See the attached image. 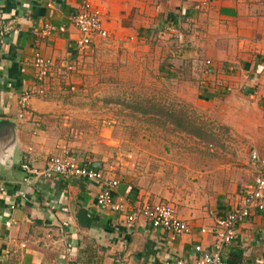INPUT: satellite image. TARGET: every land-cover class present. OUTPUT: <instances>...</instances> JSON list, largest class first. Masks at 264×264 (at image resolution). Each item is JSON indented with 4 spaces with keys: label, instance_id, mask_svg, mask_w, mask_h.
Instances as JSON below:
<instances>
[{
    "label": "crops",
    "instance_id": "obj_1",
    "mask_svg": "<svg viewBox=\"0 0 264 264\" xmlns=\"http://www.w3.org/2000/svg\"><path fill=\"white\" fill-rule=\"evenodd\" d=\"M83 3L99 11L106 37L93 36L78 51L70 16ZM46 21L62 31L42 37ZM36 52L54 66L44 93L29 97L21 113V93L35 86ZM178 65L190 71L201 98L227 92L231 112L248 100L264 109V0H0V120L6 122L0 125V264L191 263L195 246L214 249L209 230L216 218L252 186L248 155L236 160L230 147L225 158L185 131L146 130L137 146L132 141L144 134L129 127V137L120 138L114 120L107 127L112 134L92 143L73 126L75 97L86 101L119 88V97L101 99L119 105V117L135 115L120 103L147 97L128 98L124 91L156 86L150 77L176 74ZM262 120L258 145H264ZM257 152L264 155V147ZM61 154L115 179L112 194L127 210L163 202L188 231L173 234L141 217L126 222L98 206L99 180H44L22 167L38 170L48 156ZM219 251L227 264L264 263V212L251 208Z\"/></svg>",
    "mask_w": 264,
    "mask_h": 264
},
{
    "label": "rangeland",
    "instance_id": "obj_2",
    "mask_svg": "<svg viewBox=\"0 0 264 264\" xmlns=\"http://www.w3.org/2000/svg\"><path fill=\"white\" fill-rule=\"evenodd\" d=\"M180 67L178 65V68H176L177 70L175 72L177 75L173 72L169 76L167 74L164 76V74L158 75L157 77H150L155 80L156 86H145L143 88L144 90L142 88L130 89L124 91L122 96L127 94L128 98L140 95L147 97L146 101L142 100L143 102L138 103L141 106L149 104L150 102H147L148 100L155 101L156 103L154 104L163 103L161 105L172 109L173 112L176 110H186L188 113L187 118L191 117V120H188V124L184 122L185 118H179L181 122H178V127L175 123H170L167 119L165 120L164 117H156L155 119L154 116L150 115L147 118H140L137 116V114H140L139 112H136L135 115H129V113L125 117H119V112L114 109L119 108V105L114 103L108 105L106 102L105 105L102 100L103 98L119 97V88H117V92L115 93L111 89H105L104 93H97L98 96L92 95L87 97L84 95V98L87 97L86 101H80L81 99H78L79 97H75L71 105L76 106L78 110L74 112L76 117L73 126L78 127L79 130H85L84 137L88 142L93 143V140H97L98 138L103 139L101 136L103 133L112 134V130H109L107 127L110 128L111 125H114V120L119 122L116 124L120 138L124 137L123 139H127L129 137V127L136 128V130L144 134L140 136L141 138H136L132 141L137 146L145 140V136L150 130H171V132H178L179 130L198 129L203 133L202 137L204 139L198 138L203 146H207L208 142L213 143L211 145L217 148L216 153L221 154L225 158L231 153L229 152V148L231 147L232 158L235 155L236 160H240L243 157L246 158L251 148L258 150L264 147V145H258L256 143L259 138V131L257 129L260 125L258 123L264 119V109L260 106L258 108L256 105H251L248 100L245 102L247 104H243L242 109L236 112L231 108V112L228 110L230 107L229 102L225 100L227 92L222 93L221 97L214 98L213 96L207 95L203 99L201 98L203 94H199L198 96L197 92L199 89L196 87V83L189 78L191 76L190 71H184ZM65 94L71 95L69 93ZM129 102L124 103L123 106L129 108L126 106ZM114 116L118 118L114 119ZM112 129L116 130L115 128ZM146 130L148 131L146 132ZM234 130H242V132L235 133ZM130 142L131 140H129ZM215 142L219 146H216L214 144ZM213 155L217 156L216 154Z\"/></svg>",
    "mask_w": 264,
    "mask_h": 264
},
{
    "label": "built area",
    "instance_id": "obj_3",
    "mask_svg": "<svg viewBox=\"0 0 264 264\" xmlns=\"http://www.w3.org/2000/svg\"><path fill=\"white\" fill-rule=\"evenodd\" d=\"M70 22L79 33V37L74 43L78 51H83L93 36L106 37V32L101 26L99 11L88 3H83L80 9L70 16ZM62 29V27L55 28L46 21L42 25L40 34L43 37L53 31H62ZM176 38L178 42L181 41L179 35ZM204 64L206 66L204 72L207 73L210 71L208 69L211 63L209 60H205ZM31 66L34 71L35 86L21 93L19 98L21 113L26 109L29 97L41 96L44 93L43 84L54 64L49 57L36 52L33 54ZM64 67L67 71L74 69L72 64H64ZM248 161L255 170L252 186L236 202L234 208L216 218L215 227L209 230L213 237L214 249L205 251L200 246H195L194 249L198 256L191 263L176 260L174 264H227L221 257L219 250L234 237L235 225L248 217L251 208L264 212V155L259 154L255 149H251L248 153ZM22 167L26 172L44 180H49L55 176L67 179L99 180L103 186L95 197V203L98 206L121 215L126 222H133L141 217L150 226L165 229L173 234H182L188 231L187 224L175 215L169 205L163 202L143 203L134 210H127L125 200L119 196L114 197L112 194L113 189L117 186L115 179L106 178L99 169L85 166L67 154L48 156L42 168L38 170L28 169L24 165Z\"/></svg>",
    "mask_w": 264,
    "mask_h": 264
},
{
    "label": "trees",
    "instance_id": "obj_4",
    "mask_svg": "<svg viewBox=\"0 0 264 264\" xmlns=\"http://www.w3.org/2000/svg\"><path fill=\"white\" fill-rule=\"evenodd\" d=\"M142 102V101H141ZM150 102L149 104H145L144 106H141L140 102H129L128 104H126L127 107L130 108V110L132 111H138L141 115H147V116H154V118L156 119V117H164L165 120L167 119L170 123H175L176 125L178 124V122H181L179 118H185V123L188 124V120H191V117L187 118L188 113L186 112V110L183 111H175L173 112L172 109L170 108H166L164 107V105H161L163 103H159V104H154L156 103L155 101H148ZM137 103V104H136ZM121 106L124 105V103H120ZM168 105V104H167ZM187 120V121H186ZM179 125H177L178 127ZM179 131H185L197 138H201L204 139L202 137V132L201 130L198 129H192V130H179ZM208 144H213L208 142ZM216 146H219V144L217 142L214 143Z\"/></svg>",
    "mask_w": 264,
    "mask_h": 264
},
{
    "label": "water",
    "instance_id": "obj_5",
    "mask_svg": "<svg viewBox=\"0 0 264 264\" xmlns=\"http://www.w3.org/2000/svg\"><path fill=\"white\" fill-rule=\"evenodd\" d=\"M6 123L5 120H0V125Z\"/></svg>",
    "mask_w": 264,
    "mask_h": 264
}]
</instances>
